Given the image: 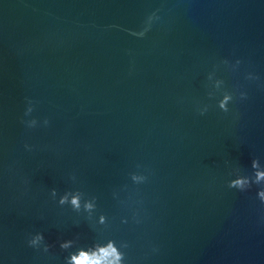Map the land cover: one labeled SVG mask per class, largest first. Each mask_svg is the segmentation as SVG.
<instances>
[{
    "label": "water",
    "instance_id": "1",
    "mask_svg": "<svg viewBox=\"0 0 264 264\" xmlns=\"http://www.w3.org/2000/svg\"><path fill=\"white\" fill-rule=\"evenodd\" d=\"M253 158L264 0H0V264L109 237L126 264H264L258 186L228 187ZM77 193L79 212L59 204Z\"/></svg>",
    "mask_w": 264,
    "mask_h": 264
},
{
    "label": "clouds",
    "instance_id": "2",
    "mask_svg": "<svg viewBox=\"0 0 264 264\" xmlns=\"http://www.w3.org/2000/svg\"><path fill=\"white\" fill-rule=\"evenodd\" d=\"M152 13L147 17L146 21L151 19ZM144 22V26L139 31H135L132 34L143 38L146 36L148 31L152 27L151 22ZM247 93L243 92L240 95L241 99L246 98ZM25 100L28 103V107L25 110V115H29L33 108V101L29 97H25ZM233 97L231 95H226L219 102V107L224 112H228L229 108L227 104L229 101H232ZM206 111H200V114L203 115ZM31 123L26 122L28 127L36 126V119H31ZM45 124L48 123L47 119L44 121ZM25 147H29L25 145ZM251 169L252 173L244 174L241 173L238 176L230 179L228 181L229 188H235L238 191H247L253 185H257V197L264 203V170H260L259 167V158H253L251 161ZM53 193L56 192V189L53 188L51 190ZM60 205L70 204V207L75 211L79 212L81 210V196L79 193L72 195L69 201L68 196L64 195L60 197L59 200ZM95 208V204L93 201L85 200L83 204V209L85 212H91ZM106 217L101 214L98 220V223H105ZM126 222V221H124ZM27 243L30 247L41 249L47 253L49 249L52 247L48 242H46L45 236L43 232L37 231L35 233H31L29 235V239ZM76 240L67 239L62 240L60 242V249L67 252V255L64 256V264H126V254L122 249L128 247L127 242L121 241L117 242L114 238H107L103 242L100 240H95L92 244L87 246H76Z\"/></svg>",
    "mask_w": 264,
    "mask_h": 264
}]
</instances>
